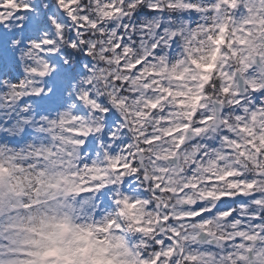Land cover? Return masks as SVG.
I'll return each instance as SVG.
<instances>
[{
	"label": "snow or ice",
	"instance_id": "6c2138e0",
	"mask_svg": "<svg viewBox=\"0 0 264 264\" xmlns=\"http://www.w3.org/2000/svg\"><path fill=\"white\" fill-rule=\"evenodd\" d=\"M0 264H264V0H0Z\"/></svg>",
	"mask_w": 264,
	"mask_h": 264
}]
</instances>
